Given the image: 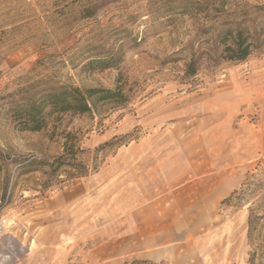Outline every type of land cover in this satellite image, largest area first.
<instances>
[{
  "label": "rangeland",
  "instance_id": "obj_1",
  "mask_svg": "<svg viewBox=\"0 0 264 264\" xmlns=\"http://www.w3.org/2000/svg\"><path fill=\"white\" fill-rule=\"evenodd\" d=\"M238 28L255 48L231 61L222 41ZM64 86L128 101L31 131L25 106ZM76 138V162L57 167ZM195 141L238 179L236 198L197 246L120 256L123 159ZM3 221L0 264H264V0H0Z\"/></svg>",
  "mask_w": 264,
  "mask_h": 264
},
{
  "label": "crops",
  "instance_id": "obj_2",
  "mask_svg": "<svg viewBox=\"0 0 264 264\" xmlns=\"http://www.w3.org/2000/svg\"><path fill=\"white\" fill-rule=\"evenodd\" d=\"M189 149L152 144L150 151L123 159L118 185L120 256L156 258L172 244L197 246L205 232L215 229L224 201L239 182L202 151L200 142ZM82 192L73 188L54 204L64 209L77 203Z\"/></svg>",
  "mask_w": 264,
  "mask_h": 264
},
{
  "label": "trees",
  "instance_id": "obj_3",
  "mask_svg": "<svg viewBox=\"0 0 264 264\" xmlns=\"http://www.w3.org/2000/svg\"><path fill=\"white\" fill-rule=\"evenodd\" d=\"M229 39L230 44H227ZM222 42L225 44L226 57L231 61L245 60L255 48V43L250 34L241 28L234 31L227 30ZM190 68L191 66H189ZM189 73L192 74L193 72ZM127 101L128 98L121 88L105 90L64 86L44 91L40 100L30 102L25 106L24 113H26L29 129L40 131L47 127L48 119L54 116L85 115L93 112L99 104L116 103L122 105ZM80 149L77 138L72 142L67 140L63 145V154L55 161L56 166L61 167L69 162H76V157L81 152ZM237 194L238 192L234 191L223 204L232 203ZM249 225H252V221H249Z\"/></svg>",
  "mask_w": 264,
  "mask_h": 264
},
{
  "label": "built area",
  "instance_id": "obj_4",
  "mask_svg": "<svg viewBox=\"0 0 264 264\" xmlns=\"http://www.w3.org/2000/svg\"><path fill=\"white\" fill-rule=\"evenodd\" d=\"M6 224V222H2V223H0V232L2 231V229L4 228V225Z\"/></svg>",
  "mask_w": 264,
  "mask_h": 264
},
{
  "label": "bare ground",
  "instance_id": "obj_5",
  "mask_svg": "<svg viewBox=\"0 0 264 264\" xmlns=\"http://www.w3.org/2000/svg\"><path fill=\"white\" fill-rule=\"evenodd\" d=\"M2 256V255H1ZM3 257V256H2ZM6 261V260H5Z\"/></svg>",
  "mask_w": 264,
  "mask_h": 264
}]
</instances>
